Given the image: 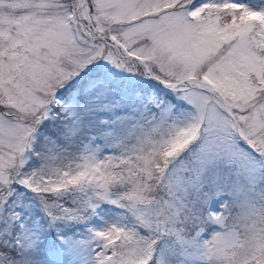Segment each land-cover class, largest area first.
<instances>
[{"label": "snow or ice", "instance_id": "obj_1", "mask_svg": "<svg viewBox=\"0 0 264 264\" xmlns=\"http://www.w3.org/2000/svg\"><path fill=\"white\" fill-rule=\"evenodd\" d=\"M0 264H264V0H0Z\"/></svg>", "mask_w": 264, "mask_h": 264}]
</instances>
